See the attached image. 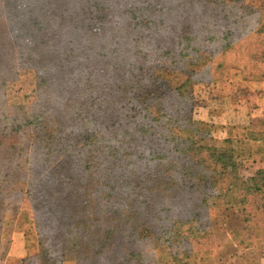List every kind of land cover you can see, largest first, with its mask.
I'll return each mask as SVG.
<instances>
[{
  "label": "rangeland",
  "instance_id": "rangeland-1",
  "mask_svg": "<svg viewBox=\"0 0 264 264\" xmlns=\"http://www.w3.org/2000/svg\"><path fill=\"white\" fill-rule=\"evenodd\" d=\"M20 4L0 0V264H264V118H215L229 86L199 108L195 80L264 72L242 56L264 34L221 49L264 0Z\"/></svg>",
  "mask_w": 264,
  "mask_h": 264
},
{
  "label": "trees",
  "instance_id": "trees-1",
  "mask_svg": "<svg viewBox=\"0 0 264 264\" xmlns=\"http://www.w3.org/2000/svg\"><path fill=\"white\" fill-rule=\"evenodd\" d=\"M26 1H28V0H22L23 5L20 4V5H22V6H20L21 9H23L22 7L26 6ZM237 2L238 1H230V3H237ZM213 6L216 7L217 3L213 2ZM247 22H254L253 29H250L247 31V30L242 28V33L239 36L237 35L238 30H231V31L227 30V29L224 30L225 34H223L224 35L223 36V42H225L226 37H227V39H226L227 41H226L225 45L221 47L223 52L225 50H228V49L234 47V46L240 45L243 42H246L247 41L246 39L250 38L252 35H255L258 37L259 33L264 34V31H263L264 30V28H263L264 27V9L258 8V10H256V11L252 10L251 13H245L244 15L242 14V16L237 17L236 21L235 20L232 21V23H237L241 27H245ZM262 28H263V30H262ZM93 30L95 32H98V33L102 32V28H100V27H95V28H93ZM260 39H261V43L259 40L251 41V42L247 43L244 46L245 49L242 52V56L247 61L261 66L260 68H264V37L260 38ZM257 49H259V51ZM220 53L217 54V56H221L222 53L221 54ZM231 65H235V66L241 68L247 76L264 78V72H262L261 75H256L255 73L253 74L252 72L247 73V71H245V69L241 65H238V64H231ZM226 66H229V65H226ZM226 66L225 65L221 66L220 64L214 63V64H211L210 67H201L199 70L195 71V78H196L195 80L202 87V89H200L199 91L196 92L197 101L200 103L199 108H201V107L211 108L209 106V102H211V101L220 102L222 100L221 98H214L213 99V97H212L213 96L212 95L213 94L212 88L213 87L215 88L216 86L221 85L222 81H218L217 78L215 79L214 72L211 68L216 69L217 72H219ZM224 93H226V92H224ZM228 100H229V95H228ZM251 123H252V121H251ZM263 137H264L263 134H258L257 138H255L253 140L262 141Z\"/></svg>",
  "mask_w": 264,
  "mask_h": 264
},
{
  "label": "crops",
  "instance_id": "crops-1",
  "mask_svg": "<svg viewBox=\"0 0 264 264\" xmlns=\"http://www.w3.org/2000/svg\"><path fill=\"white\" fill-rule=\"evenodd\" d=\"M211 69L215 79L229 86L227 94L229 100L233 102V105L229 107V112L225 106H221L218 111H213L212 116L219 119L229 117L230 122L226 124L243 125L244 129L253 118H264V78L247 76L241 68L235 65L226 66L219 72ZM208 113L210 114L209 111ZM246 119L250 121L246 123Z\"/></svg>",
  "mask_w": 264,
  "mask_h": 264
}]
</instances>
